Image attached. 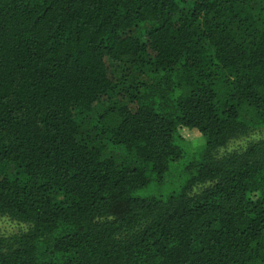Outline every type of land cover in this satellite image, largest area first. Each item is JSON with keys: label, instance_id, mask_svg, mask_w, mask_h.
<instances>
[{"label": "trees", "instance_id": "trees-1", "mask_svg": "<svg viewBox=\"0 0 264 264\" xmlns=\"http://www.w3.org/2000/svg\"><path fill=\"white\" fill-rule=\"evenodd\" d=\"M0 218V264H264V0H0Z\"/></svg>", "mask_w": 264, "mask_h": 264}, {"label": "rangeland", "instance_id": "rangeland-1", "mask_svg": "<svg viewBox=\"0 0 264 264\" xmlns=\"http://www.w3.org/2000/svg\"><path fill=\"white\" fill-rule=\"evenodd\" d=\"M181 134L184 138H186L188 140V138L192 139V137H188V132L185 129L181 130ZM261 137V134H256V135H251L250 137L247 138H240L237 140H234L231 144H230V148H237V147H241V146H245L248 143H250L253 140H257L258 138ZM200 145L202 144V140L200 138ZM197 142V144L199 143ZM17 230L16 225L10 221H8L5 218H0V235L4 234L5 236L11 235L13 233H15Z\"/></svg>", "mask_w": 264, "mask_h": 264}]
</instances>
